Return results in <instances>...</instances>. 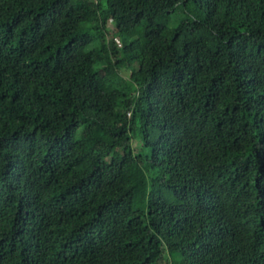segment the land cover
<instances>
[{
    "label": "trees",
    "instance_id": "16d2710c",
    "mask_svg": "<svg viewBox=\"0 0 264 264\" xmlns=\"http://www.w3.org/2000/svg\"><path fill=\"white\" fill-rule=\"evenodd\" d=\"M169 253L264 264V0H0V264Z\"/></svg>",
    "mask_w": 264,
    "mask_h": 264
},
{
    "label": "rangeland",
    "instance_id": "374dc122",
    "mask_svg": "<svg viewBox=\"0 0 264 264\" xmlns=\"http://www.w3.org/2000/svg\"><path fill=\"white\" fill-rule=\"evenodd\" d=\"M172 23H174V20H172ZM109 29H110V32H111V35H109V37L112 38V33L114 32V27H113V25L111 23L109 24ZM113 36H114V34H113ZM115 40H117L119 42L120 38L118 36H116ZM122 73L125 76H129L130 71L129 70H124ZM142 144H143V141L138 140V139H134V146H135L136 151L141 149ZM168 256H169V259H170L169 260V264H172L173 262H176L179 259V257L176 254H174V253H169Z\"/></svg>",
    "mask_w": 264,
    "mask_h": 264
}]
</instances>
